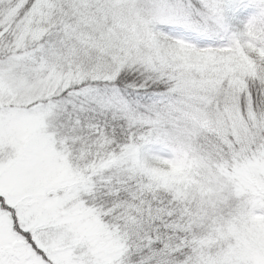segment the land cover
Here are the masks:
<instances>
[{
  "label": "snow or ice",
  "instance_id": "obj_1",
  "mask_svg": "<svg viewBox=\"0 0 264 264\" xmlns=\"http://www.w3.org/2000/svg\"><path fill=\"white\" fill-rule=\"evenodd\" d=\"M0 264H264V0H0Z\"/></svg>",
  "mask_w": 264,
  "mask_h": 264
}]
</instances>
